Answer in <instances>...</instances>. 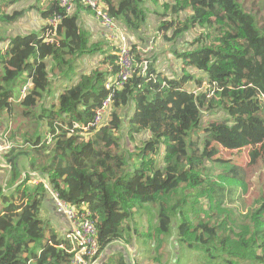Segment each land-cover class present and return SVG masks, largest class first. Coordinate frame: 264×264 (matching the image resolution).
<instances>
[{
  "label": "trees",
  "instance_id": "trees-1",
  "mask_svg": "<svg viewBox=\"0 0 264 264\" xmlns=\"http://www.w3.org/2000/svg\"><path fill=\"white\" fill-rule=\"evenodd\" d=\"M7 6L0 0V25L12 21ZM103 7L142 42L150 19L166 42L182 41L180 69L166 73L160 54L129 44L138 49L136 72L106 90L118 48L93 41L81 13H95L81 3L69 14L44 0L29 7L43 20L38 31L0 37V264H72L70 240L40 217L45 183L88 211L99 257L126 246L97 264H167L174 227L179 243L223 264H264V0H104ZM88 59L97 64L81 72ZM108 95L112 104L93 128ZM221 132L242 147L260 146L248 170L211 146ZM258 170L256 207L242 213L233 196L248 191L245 179ZM135 243L148 251L131 256Z\"/></svg>",
  "mask_w": 264,
  "mask_h": 264
},
{
  "label": "rangeland",
  "instance_id": "rangeland-1",
  "mask_svg": "<svg viewBox=\"0 0 264 264\" xmlns=\"http://www.w3.org/2000/svg\"><path fill=\"white\" fill-rule=\"evenodd\" d=\"M44 0H6L8 6L5 7L9 13H14L11 22H6L0 25V37H16L18 35H24L27 32H30L31 29L26 25L27 21H34L33 16L37 13L36 8L30 9V6H38ZM249 6V1L248 4ZM25 10L24 14L15 13L18 11ZM160 25V23H159ZM150 36V39L155 43H160L157 47V55L162 56L161 61L162 65L165 67L166 73H175L178 68L180 69L181 63L180 60L176 56V51L181 52L182 44L177 39H171L168 42L164 39V33L159 31V26L156 25L152 19L149 20L147 25V30L145 31ZM128 33V32H127ZM146 36V34H142ZM147 35V36H148ZM171 38V34H169ZM186 38V37H185ZM188 39V37H187ZM186 39V40H187ZM100 39L98 38L97 41ZM185 40V39H184ZM183 40V41H184ZM156 46V44H155ZM181 47V48H180ZM136 52L138 51L135 50ZM135 54L137 55V53ZM160 54V55H159ZM156 53L153 52L151 56H155ZM80 71L82 72L83 67H85V60H81L80 63ZM90 66H86L83 71H88ZM115 78V77H114ZM20 89V88H19ZM21 90V89H20ZM19 90V92H20ZM18 92V88L15 91V97L18 99L20 96ZM208 120L206 116L204 118ZM3 124V127L0 128V133L6 131V122ZM1 137V135H0ZM4 138V135L2 136ZM3 141L0 143V148L4 149ZM218 145L220 150V156L228 160L230 162L235 163L237 166L243 168L244 170H248L249 164L253 161L251 159V152L253 150L259 151L260 146H243L242 142L232 137L228 132H221L220 136L212 143L211 146ZM0 150V152L2 151ZM3 166V165H2ZM264 171V167L262 169ZM260 170L256 171L255 174H252L250 178L245 179V183L248 187V191L244 192L243 189H240L234 196L235 203L233 205L236 206L237 210L242 213H247L251 209L256 207V204H253L254 199H256L260 195L261 189L257 184L254 183L256 179V175L259 174ZM2 182V181H1ZM38 183V182H37ZM53 205L51 203L44 204L42 213L40 217L43 220L48 221V223L55 229L56 233L59 237L63 238L65 235L63 234L60 226L58 217L52 213ZM172 238L170 239L169 250L170 254L168 255L169 261L167 264H223L221 259L211 258L206 251H204L201 247H196L195 249L188 248L185 244L179 243V239L177 240V229L174 227ZM135 249L141 251H148V248L143 245V243H135ZM253 264L252 262H250Z\"/></svg>",
  "mask_w": 264,
  "mask_h": 264
},
{
  "label": "built area",
  "instance_id": "built-area-1",
  "mask_svg": "<svg viewBox=\"0 0 264 264\" xmlns=\"http://www.w3.org/2000/svg\"><path fill=\"white\" fill-rule=\"evenodd\" d=\"M60 7L67 13H73L78 3L89 8L95 13L96 19L101 23L103 28L109 34L111 40L116 43L118 48V73L115 78H110L105 84V89L111 91L116 86H122L127 83L136 72V55L129 45L128 35L121 29L115 20L104 10V0H57ZM57 24L56 20L52 22ZM47 37L48 34H47ZM152 42V41H151ZM150 42V44H152ZM152 51V45H149L146 52ZM140 66L143 71L147 70L148 62L143 61ZM27 91V86L21 90L22 95ZM112 104V95H108L101 104L95 109V114L91 127L98 128ZM37 183V181H33ZM45 187L52 196L56 204L57 211L63 214L71 223L70 229L65 234V237L70 240L72 244V252L74 259L72 264H97L99 257V241L98 231L94 223L89 219L88 211H79L69 206L65 201L59 198V195L54 193L50 187L45 183Z\"/></svg>",
  "mask_w": 264,
  "mask_h": 264
},
{
  "label": "crops",
  "instance_id": "crops-1",
  "mask_svg": "<svg viewBox=\"0 0 264 264\" xmlns=\"http://www.w3.org/2000/svg\"><path fill=\"white\" fill-rule=\"evenodd\" d=\"M34 21H27V27L31 29V31H38L41 27V25L43 24V20L41 18V15L39 13H36L33 16ZM81 22L83 23V25L86 27V29L91 33L92 35V39L94 42H101L102 44H104L105 48H109L114 46V42L113 40H111L109 34L107 33V31L103 28V26L101 25V23L96 19V17L94 16V14L90 13V12H82L81 13ZM36 28V30H34ZM30 31V32H31ZM149 37V40L142 42L140 39H137L138 37L135 34H128V40H129V44L130 45H137V48L140 51H144L146 52L147 48L149 47V45H152V52H155L157 54V47L159 46V43H155L153 42L152 39H150V36H147V39ZM100 39L99 41H97V39ZM152 41V42H151ZM150 42L152 44H150ZM97 64V59H88L87 61H85V66H95ZM3 127V124L0 123V128ZM3 132L0 133V135H2ZM2 137V136H1ZM1 137H0V143H2L1 141ZM6 147V145H4V148ZM0 150H2L0 148ZM51 203L53 205V211L52 213H54L59 220V226L63 232V234L65 235L67 233V231L70 229L71 223L68 220L67 217H65L63 214L59 213L56 209V206L54 204V201L52 199V196L50 197V199L47 200L46 204ZM126 246L120 243H116L114 244L112 247L109 248V250L106 252L105 255H101V257L99 259H101V261L106 260L107 256L111 255L114 253V250H121L123 252V250H125ZM128 252L132 253L131 256H136L137 254H139V250L135 249V248H129L127 247Z\"/></svg>",
  "mask_w": 264,
  "mask_h": 264
},
{
  "label": "water",
  "instance_id": "water-1",
  "mask_svg": "<svg viewBox=\"0 0 264 264\" xmlns=\"http://www.w3.org/2000/svg\"><path fill=\"white\" fill-rule=\"evenodd\" d=\"M51 195H48V198L50 199Z\"/></svg>",
  "mask_w": 264,
  "mask_h": 264
}]
</instances>
